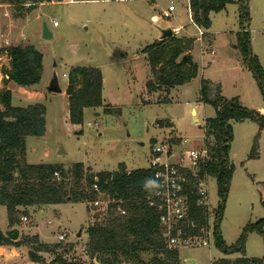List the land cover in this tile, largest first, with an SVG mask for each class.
Returning a JSON list of instances; mask_svg holds the SVG:
<instances>
[{
  "label": "rangeland",
  "instance_id": "rangeland-1",
  "mask_svg": "<svg viewBox=\"0 0 264 264\" xmlns=\"http://www.w3.org/2000/svg\"><path fill=\"white\" fill-rule=\"evenodd\" d=\"M54 1L40 3L34 8L0 3V47L31 44L44 55L42 80L30 87L15 82L4 85L1 69L9 67L10 61L6 55L0 57V90L4 87L12 90V104L27 106L41 102L46 106L45 134L27 137L30 162L55 163L65 169L83 162L85 174L118 169L120 163L132 170L150 166L152 147L158 141L171 142L173 151L177 152L212 145L215 140L206 135L205 119L214 117L216 109L200 100L203 78L210 80L211 97L216 96L220 87L222 95L238 96L249 108L264 107L263 94L253 72L243 62L245 67L240 72L231 67L233 60L241 57L236 47L237 3L227 4L220 14L213 12L210 32L201 36L191 20L186 0ZM170 4L176 8L172 16L154 22L153 17H158ZM250 10L252 43L264 56V0H250ZM45 23L52 33L50 38L43 36ZM179 24L184 25L179 37H192L196 41L190 53L199 63L198 75L171 90L162 86L149 92L147 82L155 77L142 48L161 37L165 29ZM212 49L217 53L213 55ZM74 66H98L106 78L105 105L86 108L80 124L70 121L66 93L68 73ZM55 75L62 92L48 89ZM106 106L120 110L108 113ZM232 125L234 139L230 156L235 170L221 223L229 245L239 239L248 222L264 217V129L251 119L232 121ZM257 135L258 154L251 156ZM62 150L64 153H60ZM176 159L177 156L173 158ZM67 182V191L78 187L72 176ZM84 183L85 178L80 186ZM209 198L211 206L216 207L219 196L215 177L209 181ZM22 210L17 214L19 222L11 227L6 206H0L1 227H18L19 237L11 239L21 242L19 246L6 245L9 251L0 250V257L5 258H0V263L46 264L51 261L54 253L36 250L37 244L32 238L37 235L41 243L61 242L67 246L69 259L91 264L92 259L85 252L87 228L96 221L104 222L108 212L93 208L87 201L37 205L28 207L25 212ZM24 216L28 220H24ZM63 232L68 236L60 241L59 235ZM27 237L32 238L27 241ZM30 250L42 255V261L31 260ZM58 251L65 255L62 248ZM179 254V264H213L221 257L234 259L243 255L241 252L226 254L215 244L182 247ZM153 255L152 251L142 253L146 261ZM245 255L264 256L261 232L248 233Z\"/></svg>",
  "mask_w": 264,
  "mask_h": 264
},
{
  "label": "trees",
  "instance_id": "trees-1",
  "mask_svg": "<svg viewBox=\"0 0 264 264\" xmlns=\"http://www.w3.org/2000/svg\"><path fill=\"white\" fill-rule=\"evenodd\" d=\"M49 1L51 0H0V3L34 8ZM189 3L194 23L204 29L211 27L212 12L222 11L230 3L238 4L239 30L236 33V47L244 65L253 72L264 98V66L253 49L250 0H189ZM194 43V38L179 37L174 33L167 38L157 39L142 49L155 77L147 82L149 92L157 91L162 86L171 90L197 77L199 65L190 53ZM2 55H6L10 61L9 67L1 69L4 85L15 82L30 87L41 82L44 55L34 45L2 46L0 57ZM184 55H187L186 60L183 59ZM68 82L66 93L69 118L72 123L80 124L84 120L86 108L105 105L103 71L98 66H74L68 73ZM209 91L210 80L203 78L200 100L212 104L216 109L214 117L205 119V132L215 141L214 144L206 146L210 159L199 166L198 172L202 176L209 174L217 180L219 203L215 219V245L226 254L243 253L234 259L218 258L213 264H264V256L245 255L248 233L257 230L264 235V217L255 222H248L239 239L231 245L226 243L221 229L235 170V164L230 157L234 139L232 121L251 119L264 129V112L245 106L238 96L229 98L222 95L220 87L215 97H211ZM12 98L10 88L4 87L0 90V205L6 206L11 227L19 222L17 214L22 209L25 212L31 206H48L68 201L89 202L96 197L94 184L97 183L99 189L108 193L115 202L110 204L104 222L90 224L87 228L88 241L85 252L92 259L91 264H96V261L99 264L180 263L179 250L166 249L157 214L147 204L152 187L149 182H153L152 167L127 170L126 165L120 163L118 169L85 174L83 162L74 163L67 169L55 163H29L27 137L45 134L46 106L41 102L15 106L12 104ZM116 109L119 108L106 106L105 112L110 113L117 111ZM257 137L258 135L251 156L258 154ZM71 176L78 187L67 191V179ZM83 178L85 183L80 186ZM119 200H122L121 204L127 208L125 215L116 210ZM262 203L264 205V195ZM28 238L32 237H27V241ZM38 238L37 235L32 238L37 244L36 250L54 253L53 261L59 264H82L66 256L69 249L61 242L41 243ZM9 244L19 246L21 242L13 241L0 225V246ZM59 248H62L65 255L59 253ZM148 251L154 252V255L146 261L142 253ZM29 256L35 262H41L43 259L35 250H30Z\"/></svg>",
  "mask_w": 264,
  "mask_h": 264
},
{
  "label": "built area",
  "instance_id": "built-area-1",
  "mask_svg": "<svg viewBox=\"0 0 264 264\" xmlns=\"http://www.w3.org/2000/svg\"><path fill=\"white\" fill-rule=\"evenodd\" d=\"M174 9L175 6L170 4L168 11L153 17V21L157 23L160 19L168 18ZM54 23L57 24V21ZM198 30L201 36L206 32L203 27L198 26ZM211 53L215 54L216 50L212 49ZM175 156L177 159L173 160ZM209 159L207 147L177 152L173 151L172 143L167 141H158L152 147L149 167L153 168L154 183L147 204L157 214L166 249L180 250L182 247H209L215 244L218 205L212 207L210 203L209 181L212 176H202L198 172L199 166ZM94 189L97 194L89 201L90 205L107 212L115 199L101 191L97 183ZM121 203L122 200H119L116 210L125 215L127 208ZM23 219L28 220V217L24 216ZM67 236L68 233L63 232L59 240H65ZM46 264L59 263L51 260Z\"/></svg>",
  "mask_w": 264,
  "mask_h": 264
},
{
  "label": "crops",
  "instance_id": "crops-1",
  "mask_svg": "<svg viewBox=\"0 0 264 264\" xmlns=\"http://www.w3.org/2000/svg\"><path fill=\"white\" fill-rule=\"evenodd\" d=\"M187 1V6L190 8V3H189V0H186ZM54 2H58V1H54ZM176 10V8L173 10V11H171L170 12V16L168 17V19L172 16V14H173V12ZM166 11H168V9H163L162 10V12L159 14V16L163 13V12H166ZM222 11H224V10H222ZM222 11H220V12H218L217 14H220ZM190 14H191V20H192V22L194 23V21H193V19H192V13H191V9H190ZM212 15H213V12L211 13V19L213 20V17H212ZM155 17V16H154ZM213 23V22H212ZM253 18H252V20H251V23H250V30H251V34H252V36H253ZM194 25L198 28V26H197V24H195L194 23ZM211 26H212V24H211ZM173 30H174V33L176 34V35H178L179 36V33H180V31H182L183 29H184V25H182V24H179V25H175V26H173V27H171ZM210 29H211V27L210 28H208L206 31H208V32H210ZM239 30V22H238V29H237V31ZM237 31H236V33H237ZM211 33H212V31H211ZM159 38H161V37H159ZM158 38V39H159ZM196 42V41H195ZM143 49V48H142ZM253 49H254V52L259 56V58H260V61H261V63L263 64V66H264V56L260 53V52H258L256 49H255V47H254V44H253ZM235 50H237V48L235 49ZM257 51V52H256ZM217 53V52H216ZM215 53V54H216ZM214 55V54H213ZM233 64L231 65V67H234L238 72H240V70H241V68H243V63H242V60H241V57H238L237 59H235V60H233V62H232ZM199 64V63H198ZM245 67V66H244ZM201 71H203V69L201 68ZM106 78L104 77V84L106 85ZM39 84V83H38ZM38 84H35V85H33V86H37ZM105 85H104V91H105ZM64 92H65V90H64ZM258 109L261 111V112H264V107L263 106H259L258 107ZM193 110H196L197 111V109H195V108H193ZM231 154V153H230ZM231 157V156H230ZM232 160V159H231ZM27 161L29 162V163H32V162H30L29 161V159H28V157H27ZM233 162V161H232ZM65 203V202H64ZM1 206V205H0ZM49 206V205H48ZM2 228V230L5 232L7 229H9L8 228V226L6 227V229L5 228H3V227H1ZM39 235V234H38ZM0 250H4V251H9L8 249H7V246L6 245H2V246H0ZM68 253H66V255H67ZM0 258H2V257H0ZM4 258V257H3ZM2 258V259H3ZM5 259V258H4ZM96 261V260H95ZM5 262H8V261H5ZM97 262V261H96Z\"/></svg>",
  "mask_w": 264,
  "mask_h": 264
},
{
  "label": "water",
  "instance_id": "water-1",
  "mask_svg": "<svg viewBox=\"0 0 264 264\" xmlns=\"http://www.w3.org/2000/svg\"><path fill=\"white\" fill-rule=\"evenodd\" d=\"M173 34H174V30L171 27H169L163 31L161 39L172 36ZM43 36L45 38H50L52 36V33H51V31H50V29L46 23L43 26ZM183 59L186 60L187 55H184ZM48 89L50 91H53V92H62L63 91V88L61 87V85L59 83V79H58L57 75H55L54 78L52 79V81L50 82ZM97 113L99 114V112H97ZM140 144L143 145L144 142H140ZM60 153H64V150L60 151ZM5 234L12 239H17L19 237V234H20V229L18 227H13L11 229H7L5 231ZM189 260L193 261L192 259H189Z\"/></svg>",
  "mask_w": 264,
  "mask_h": 264
},
{
  "label": "clouds",
  "instance_id": "clouds-1",
  "mask_svg": "<svg viewBox=\"0 0 264 264\" xmlns=\"http://www.w3.org/2000/svg\"><path fill=\"white\" fill-rule=\"evenodd\" d=\"M154 182H149V184H153Z\"/></svg>",
  "mask_w": 264,
  "mask_h": 264
}]
</instances>
